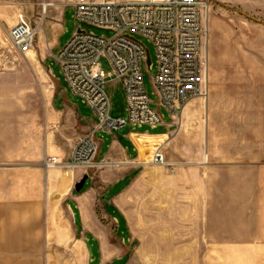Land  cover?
I'll return each instance as SVG.
<instances>
[{
  "label": "rangeland",
  "instance_id": "1",
  "mask_svg": "<svg viewBox=\"0 0 264 264\" xmlns=\"http://www.w3.org/2000/svg\"><path fill=\"white\" fill-rule=\"evenodd\" d=\"M43 1L53 0H0V151L4 148L3 138L6 150H12L17 134L14 129L20 127L22 151L31 155L44 152L35 134L39 123H45L48 109L47 96L41 88L49 82L45 55H50L47 65L63 101L82 116L96 120L92 109L68 89L57 59L62 47L78 31L74 10L61 12L52 7L44 15L40 6ZM205 1L201 56L206 88L200 98L207 96L210 73L253 71L264 42V0ZM19 12L26 13L33 25L43 21L33 51L26 56L16 53L7 34ZM94 32L110 35L97 29ZM55 37L57 45L51 48ZM136 37L149 50L151 67L143 63V82L153 100L152 107L158 108L152 81L156 49L147 37ZM102 66L105 74L112 72L108 58H102ZM107 92L111 116H126L125 91L115 77H107ZM162 113L170 115L165 109ZM133 128L151 130L150 125ZM189 132L187 123L177 147L166 154V163H151L133 181L120 203L128 226L126 236L132 243L128 264H264V187L258 172L249 165L236 171L237 165L213 168L204 149L190 152ZM98 211L104 212L103 204ZM125 220L120 215L117 222L109 217L102 220L99 226L111 237V243L119 242L117 223L125 229ZM89 259L71 241L69 255H55L54 264H88ZM124 262L118 259L115 264Z\"/></svg>",
  "mask_w": 264,
  "mask_h": 264
},
{
  "label": "crops",
  "instance_id": "2",
  "mask_svg": "<svg viewBox=\"0 0 264 264\" xmlns=\"http://www.w3.org/2000/svg\"><path fill=\"white\" fill-rule=\"evenodd\" d=\"M56 37L51 48L57 45ZM262 49L253 71L210 73L207 96L191 101L175 120L164 114V122L151 130L127 125L97 132L96 161L103 165L73 171L46 169L44 158L68 160L76 140L96 120L63 101L47 65L50 55H45L49 82L41 88L48 109L45 123H39L35 134L44 152L22 151L20 127L14 129L12 150H6V138L1 143L0 264H54L55 255H69L71 241L90 257L88 264H115L118 259L128 264L132 243L120 203L133 181L151 166L154 151L159 149L165 156L173 152L187 123L191 153L204 149L215 169L252 166L264 187V42ZM27 159L30 163H22ZM85 175L84 188L77 192L75 185ZM101 204L104 212L98 211ZM117 215L123 217L126 228L117 223L119 242L115 244L99 225L107 217L117 222ZM102 257L113 258L104 261Z\"/></svg>",
  "mask_w": 264,
  "mask_h": 264
},
{
  "label": "built area",
  "instance_id": "3",
  "mask_svg": "<svg viewBox=\"0 0 264 264\" xmlns=\"http://www.w3.org/2000/svg\"><path fill=\"white\" fill-rule=\"evenodd\" d=\"M40 6L44 15L52 7L61 12L67 8L74 10L78 31L62 47L57 59L68 89L96 117V125L76 140L70 158L64 161L56 156L45 157L46 169L101 167L103 163L96 161L97 132H111L127 125L156 127L164 122L163 109L175 120L185 106L205 94L201 56L205 0H53L43 1ZM86 25L110 35L96 34L95 28ZM42 26L43 21L33 25L26 13L17 14L16 23L7 34L18 55L26 56L34 48ZM136 34L150 39L156 49L152 81L158 108L152 107L153 100L143 82L142 68L143 63L148 64L149 50ZM103 57L111 63L109 74L103 71ZM107 77H115L124 88V117L111 116ZM151 162L164 165V153L154 151Z\"/></svg>",
  "mask_w": 264,
  "mask_h": 264
},
{
  "label": "water",
  "instance_id": "4",
  "mask_svg": "<svg viewBox=\"0 0 264 264\" xmlns=\"http://www.w3.org/2000/svg\"><path fill=\"white\" fill-rule=\"evenodd\" d=\"M86 26L89 27V28H95V29H97V30H100V29L97 28V27H93V26H90V25H86ZM148 64H149V65L151 64V57H150L149 51H148ZM87 178H88V176L85 175V176L82 177V179H81L78 183H76V185H75V190H76L77 192H80V191L84 188V185H85V183H86Z\"/></svg>",
  "mask_w": 264,
  "mask_h": 264
}]
</instances>
